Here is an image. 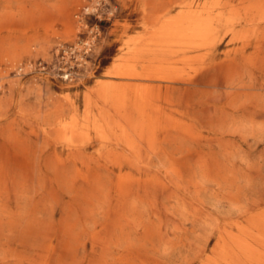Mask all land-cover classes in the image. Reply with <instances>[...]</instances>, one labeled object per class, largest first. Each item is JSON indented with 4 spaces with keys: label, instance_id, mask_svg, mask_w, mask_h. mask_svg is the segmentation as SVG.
Returning a JSON list of instances; mask_svg holds the SVG:
<instances>
[{
    "label": "bare ground",
    "instance_id": "obj_1",
    "mask_svg": "<svg viewBox=\"0 0 264 264\" xmlns=\"http://www.w3.org/2000/svg\"><path fill=\"white\" fill-rule=\"evenodd\" d=\"M138 2L145 33L125 40L132 54L127 63L120 57L109 78L126 74L141 84L124 90L100 81L93 120L84 110L77 126L58 128L77 131L84 143L110 145L47 160L54 185L48 193L54 201L67 198L61 220L37 247L29 243L37 237L35 221L17 237L12 219L22 214L6 215L0 264H164L159 258L177 250L191 254L186 264H264V209L242 200L238 186L241 147L260 129L256 116L263 113L255 83L242 79L264 72V0ZM4 8L6 19L12 11ZM173 8L178 13L168 15ZM186 63L196 64L189 74L182 72ZM18 106V115H30L21 100ZM106 107L118 115L113 126H103ZM6 168L4 199L12 192ZM17 169L13 197L31 179L27 163Z\"/></svg>",
    "mask_w": 264,
    "mask_h": 264
},
{
    "label": "rangeland",
    "instance_id": "obj_2",
    "mask_svg": "<svg viewBox=\"0 0 264 264\" xmlns=\"http://www.w3.org/2000/svg\"><path fill=\"white\" fill-rule=\"evenodd\" d=\"M5 6H10L12 13L3 19ZM178 11L173 8L168 15ZM141 19L138 0H9L8 3L0 0V80L3 85L0 90V169L2 165L7 167V186L12 191L8 199L0 196V213L2 207L6 210L0 214L4 234L8 235L9 229L6 215L20 213L21 218L12 219L19 223L12 235L19 237V229L29 219L34 220L37 237L29 243L37 247L46 244L44 239L49 226L59 224L67 205L64 195L59 194L54 201L48 193L54 185L51 186L47 160L80 157L76 152L86 149L88 154H93L95 149L110 145L109 140L84 143L77 131L58 128L77 126L84 110H89L93 120L97 103L95 90L100 81L106 85L122 84L124 90L141 84L140 80L126 74L109 78L120 57L125 55L122 62L127 63L132 54L133 46L127 51L123 45L125 40L145 33ZM184 64H181L184 74L191 73L196 66L186 63L185 68ZM263 80L264 72L247 73L242 79L245 84L255 83L258 110L263 111L256 116L260 129L253 137H247L241 147L238 172L242 200L259 204L257 210L264 209V89L259 90ZM219 94L220 97L214 94L213 99L223 98L224 90ZM19 100L30 115L17 114ZM105 112L103 126H113L118 115L110 107H106ZM251 113V110L246 111L244 117L248 119ZM86 126L96 125L90 122ZM45 127L46 135L42 132ZM23 163L29 165L31 179L24 193L13 197L15 186L10 179ZM209 207L216 212L212 204ZM218 207L219 210L225 208L224 204ZM213 243L210 242V247ZM159 259L164 264H186L191 254L177 250Z\"/></svg>",
    "mask_w": 264,
    "mask_h": 264
}]
</instances>
